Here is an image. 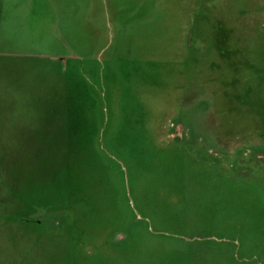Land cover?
Wrapping results in <instances>:
<instances>
[{
  "label": "rangeland",
  "instance_id": "obj_1",
  "mask_svg": "<svg viewBox=\"0 0 264 264\" xmlns=\"http://www.w3.org/2000/svg\"><path fill=\"white\" fill-rule=\"evenodd\" d=\"M0 264H264V0H0Z\"/></svg>",
  "mask_w": 264,
  "mask_h": 264
}]
</instances>
